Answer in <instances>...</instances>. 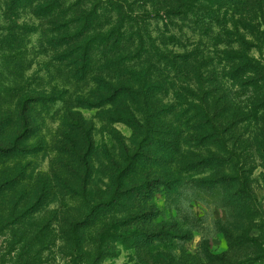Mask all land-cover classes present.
Instances as JSON below:
<instances>
[{
  "label": "rangeland",
  "instance_id": "374dc122",
  "mask_svg": "<svg viewBox=\"0 0 264 264\" xmlns=\"http://www.w3.org/2000/svg\"><path fill=\"white\" fill-rule=\"evenodd\" d=\"M183 1L0 0V264H264V0Z\"/></svg>",
  "mask_w": 264,
  "mask_h": 264
},
{
  "label": "trees",
  "instance_id": "16d2710c",
  "mask_svg": "<svg viewBox=\"0 0 264 264\" xmlns=\"http://www.w3.org/2000/svg\"><path fill=\"white\" fill-rule=\"evenodd\" d=\"M200 0H184L182 5L178 8H184V13L188 11L189 13L192 12L193 8H189V6L194 7L195 3ZM123 27V24L121 23L120 26L112 28L110 31L98 34L93 38V40H96L98 44L107 46H115L122 42V32L121 29ZM253 33L257 36H255V39L258 40V30L256 31L254 28H251ZM232 35V34H231ZM235 38V43H238L241 47H251L252 45L245 42V40L241 39V37L237 34L233 35ZM142 39V38H141ZM142 41V40H141ZM152 49L154 50L155 55L161 56V59H169L164 54H161L155 46L152 44ZM143 48L140 46L138 50L131 54V55H125L124 57H120L117 62L122 61H132L134 59H140L142 55ZM230 59L235 62V65L232 69L233 72L239 73L242 72V74H249V77H251L249 80L243 82L242 84L247 83H257L262 82L264 83V74L261 72V68L259 67V63L247 55L244 50L240 51H234L230 54ZM148 70H145L147 72ZM141 72V71H140ZM132 77L135 79L136 83L139 85V90H132L129 88L128 85L122 84L118 88L114 89L113 92L116 95H129L132 97V99H139L142 95V97L147 96L150 90L151 85H148L146 76L144 73L134 72L132 71ZM205 96V93H203ZM114 96V95H112ZM198 104H193L192 109L195 111V119L198 121L195 124V129L197 130V133H203V135L200 138V141L206 139L213 141V144H220L224 141V131L221 130L218 126L215 125L214 121V115H211L209 112L208 104L206 103V100L204 97H198ZM186 123V121H185ZM183 125H186V124ZM219 158H211L210 162L213 164H217V160Z\"/></svg>",
  "mask_w": 264,
  "mask_h": 264
}]
</instances>
